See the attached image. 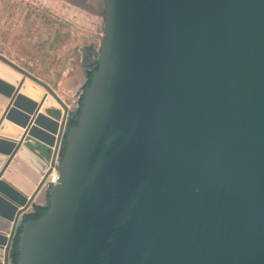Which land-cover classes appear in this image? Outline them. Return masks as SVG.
Instances as JSON below:
<instances>
[{
    "label": "water",
    "instance_id": "water-1",
    "mask_svg": "<svg viewBox=\"0 0 264 264\" xmlns=\"http://www.w3.org/2000/svg\"><path fill=\"white\" fill-rule=\"evenodd\" d=\"M86 78L0 55V264H264V0H104Z\"/></svg>",
    "mask_w": 264,
    "mask_h": 264
},
{
    "label": "rangeland",
    "instance_id": "rangeland-1",
    "mask_svg": "<svg viewBox=\"0 0 264 264\" xmlns=\"http://www.w3.org/2000/svg\"><path fill=\"white\" fill-rule=\"evenodd\" d=\"M42 2L44 0H0V53L34 76L42 73V77L49 79L50 87L72 109L70 97L59 83L62 79L64 82L69 80L81 58H85L87 69L96 64L102 36L103 0H52L48 8L52 10L53 42L58 47L62 46L59 50L62 53H57L55 49L59 48H55L51 64L30 65L28 51L19 49L18 44L20 39L33 36V29H40L44 15ZM30 20L34 23L32 31ZM20 55H25L24 59H19ZM66 84L71 88L72 82Z\"/></svg>",
    "mask_w": 264,
    "mask_h": 264
},
{
    "label": "crops",
    "instance_id": "crops-1",
    "mask_svg": "<svg viewBox=\"0 0 264 264\" xmlns=\"http://www.w3.org/2000/svg\"><path fill=\"white\" fill-rule=\"evenodd\" d=\"M42 5H44V10H43V18L41 19V25H40V29H33L32 31V26H34V23L32 20H30V31H32V33H34L33 36H27V38L25 39H20V42L18 44V48L23 50H27L28 51V57H27V61L30 65H32L33 63H39V64H51L52 63V59H53V51L55 48H59V49H55L58 52L57 53H62L59 52L60 49H62L61 47H58L56 45H54L53 42V26H52V10L48 7H50V5H52V0H44V2L41 3ZM49 4V6H48ZM35 18V17H34ZM36 21V18H35ZM5 32V30H4ZM37 33H39V35H37ZM1 56H3L5 59H7L9 62L13 63L15 66H17L18 68L22 69L23 71H25L26 73L29 74L30 77L34 78L35 80H37L38 82L48 86L52 92L55 94V96L64 104H66L60 96H58V94L50 87V85L48 84L49 79H47V77H42V73H40V76H34L33 74H31L30 72H28L26 69H24L22 66H19L17 62L7 58L5 55H3L2 53H0ZM60 55V54H59ZM23 56L25 55H20L19 59H24ZM26 61V60H25ZM85 58H81L80 61V65L75 68L76 71L73 73H71L69 76L70 78H68L69 80H67L66 82L65 79L63 81V79L61 80V82L59 83V87L62 86L63 90L66 91L68 94H66L67 96H69V101H73L76 100L77 96L76 94L80 92V90L83 88V85L85 83V81L87 80L86 78V70H88L85 67ZM73 72V71H72ZM66 76V75H65ZM47 81V82H46ZM70 81L72 82V85L70 86L71 88H69L68 86H66L67 82ZM45 93V91L43 92V94ZM70 93V94H69ZM72 104V103H69ZM49 108H55V109H59L60 110V105L57 103V101L55 100L54 97L47 95V98L45 100V102L43 103V106L41 108V111H46ZM73 106L71 111L73 112ZM43 186V185H42ZM44 203L43 199L40 200L39 204L42 205ZM38 206V205H35ZM34 207L31 205H29L28 208H26L25 214L27 212H29L31 210V208ZM41 207V206H38ZM24 214V215H25ZM23 215V216H24Z\"/></svg>",
    "mask_w": 264,
    "mask_h": 264
},
{
    "label": "trees",
    "instance_id": "trees-1",
    "mask_svg": "<svg viewBox=\"0 0 264 264\" xmlns=\"http://www.w3.org/2000/svg\"><path fill=\"white\" fill-rule=\"evenodd\" d=\"M103 4H104V0H103ZM102 13H103V9H102ZM97 69V63L95 64V66L93 67V71ZM90 83V80L87 79L83 85V88H85L86 86H88ZM82 90V89H81ZM81 99H82V96H80L78 98V103L80 104L81 103ZM79 109H75L73 108V112H78ZM74 123L73 122H70V125H73ZM47 209V206H44V207H38V206H34L31 208V210L29 212H27L23 218H22V221L25 222L27 221L28 219H35L37 217L40 216V214L45 211ZM18 236H19V229L17 228L16 229V233L14 235V238H13V244H12V248L10 250V264H16V260H17V251H16V248H17V242H18Z\"/></svg>",
    "mask_w": 264,
    "mask_h": 264
},
{
    "label": "built area",
    "instance_id": "built-area-1",
    "mask_svg": "<svg viewBox=\"0 0 264 264\" xmlns=\"http://www.w3.org/2000/svg\"><path fill=\"white\" fill-rule=\"evenodd\" d=\"M65 105L67 106L68 110H71V109H69L68 104H65ZM60 111L63 113V109L61 106H60ZM55 162H57V159H55ZM58 181H59L58 172L56 170H54V168H52V170L45 177V179L43 181V186H45V185L50 186L53 184H57Z\"/></svg>",
    "mask_w": 264,
    "mask_h": 264
},
{
    "label": "flooded vegetation",
    "instance_id": "flooded-vegetation-1",
    "mask_svg": "<svg viewBox=\"0 0 264 264\" xmlns=\"http://www.w3.org/2000/svg\"><path fill=\"white\" fill-rule=\"evenodd\" d=\"M96 63H97V62H96ZM92 66H93V65H92ZM94 66H95V65H94ZM94 66H93V67H94ZM93 67H92V68H90V70H91V71H93V70H92V69H93ZM86 71H87V70H86ZM87 79H88V78H87Z\"/></svg>",
    "mask_w": 264,
    "mask_h": 264
}]
</instances>
